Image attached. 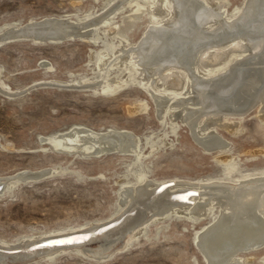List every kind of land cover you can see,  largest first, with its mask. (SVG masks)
<instances>
[{
	"label": "rangeland",
	"instance_id": "1",
	"mask_svg": "<svg viewBox=\"0 0 264 264\" xmlns=\"http://www.w3.org/2000/svg\"><path fill=\"white\" fill-rule=\"evenodd\" d=\"M104 1L0 0V29L31 25L32 30H37L39 24L53 19L65 26L76 16L92 12L96 19L120 0L103 11ZM224 1L227 16L234 17L245 0ZM124 11L126 16L131 9ZM147 24L143 16L122 29L129 43L140 38ZM88 31H76L62 41L48 37L37 40L34 35L0 39V264H205L196 238L202 227L214 219L216 209H211L208 218L194 227L191 220L182 218L186 214L182 210L177 212L178 217L173 215L165 221L163 215L154 218L147 214L143 224L152 220L157 224L149 225L144 234L136 230L127 247V240L109 245L94 232L78 246L81 253L62 249L64 253L52 259H47L52 252L17 256L24 252L15 247L29 241L59 232L88 230L115 219L118 206L125 204L126 199L118 198V194L123 195L127 189L120 185L130 170H144L150 181H173L174 185L224 178L225 171L231 168L237 172L264 170V121L256 113L257 108L239 120L235 135L223 128L213 129L219 146L228 147L233 159V163L222 166L214 161L218 152L204 153L195 143L198 130L191 133L180 123L186 113L179 103L169 104L167 116L160 120L157 116L163 112L155 110L157 106L149 95L136 85L128 84L111 95L101 91L113 85L112 80L104 84L100 79L84 85L72 82V86L71 80L93 77L90 61L106 49L100 42L86 44ZM99 34L103 36L101 31ZM124 56L125 52H119L107 66L119 67ZM141 105L146 106L145 110ZM74 129L98 136L124 131L133 141L140 139V165L128 167L134 161V144L120 152L108 149L88 157L80 150L79 155L74 154L76 151L56 152L46 141L50 135L64 137ZM209 134L207 131L204 135ZM41 171L47 175L28 180L44 175ZM202 190L208 193L207 188ZM10 248L15 249L9 252ZM263 258L264 248L253 253L254 264H263Z\"/></svg>",
	"mask_w": 264,
	"mask_h": 264
},
{
	"label": "bare ground",
	"instance_id": "2",
	"mask_svg": "<svg viewBox=\"0 0 264 264\" xmlns=\"http://www.w3.org/2000/svg\"><path fill=\"white\" fill-rule=\"evenodd\" d=\"M116 1L105 0L102 10H108ZM114 5L104 14H98L96 19L92 12L76 16L65 26L53 19L38 23L37 30H32L31 25L12 30L6 27L5 31L0 29V39L34 35L37 40L48 37L60 41L76 31L89 30L86 44L100 42L106 49L96 60L90 61L92 78L82 77L71 83L84 85L100 79L104 84L112 80L113 85L110 83L111 86L108 84L109 87L101 91L109 95L128 84L136 85L149 95L157 106L155 110L163 112L157 116L160 120L167 116L165 110L169 104L179 103L178 107L186 113L179 121L190 132L198 130L194 141L203 152H218L214 161L222 166L233 163L228 147L219 146L213 129L223 128L235 135L239 132V120L255 108L260 120L264 121V0H245L234 17L227 16L229 11L224 0H120ZM126 8L131 11L125 16ZM143 16L148 24L140 38L129 43L122 29L136 24ZM117 18L120 21H116ZM113 43H117V47H113ZM119 52H125L123 63L119 67L107 66ZM140 108L145 110L146 106ZM207 131L211 134L205 136ZM46 141L56 152L76 151L74 154L79 155L77 150H80L88 157L108 149L120 152L134 144L131 153L134 161L131 160L128 167L140 165V139L133 141L124 131L98 136L74 129L64 137L57 133L50 135ZM226 171L224 178L180 181L182 184L174 185L173 181H150L144 170H130L120 185L128 190H123V195L118 194V198L122 196L126 200L123 206H118L115 219L95 224L88 230L59 232L29 241L15 247L24 252L17 256L52 252L47 254V259H52L53 255L64 253L62 249L81 253L78 246L82 243L28 250L46 239L78 233H88L79 241L88 240L98 232L109 245L124 239L127 247L134 240L132 235L136 230L144 234L149 225L157 224L153 220L143 224L147 214L154 218L163 215L162 221H165L182 210L186 213L182 218L191 220L190 225L194 227L208 218L211 209H216L214 219L202 227L196 238V247L205 264H254L253 253L264 248V170L237 172L231 168ZM129 175L132 179H128ZM203 188H207L208 193ZM262 260L264 264V258Z\"/></svg>",
	"mask_w": 264,
	"mask_h": 264
},
{
	"label": "water",
	"instance_id": "3",
	"mask_svg": "<svg viewBox=\"0 0 264 264\" xmlns=\"http://www.w3.org/2000/svg\"><path fill=\"white\" fill-rule=\"evenodd\" d=\"M47 174L44 175H40L36 178L33 179H28V180H38L44 176H46ZM27 180V179H26ZM25 181V180H23ZM1 191V188H0ZM88 235V233H78V234H72V235H66V236H60V237H53L50 239H46L44 241H41L35 245H32L28 248L29 251L31 250H37V249H41V248H53V247H58V246H63V245H72V244H79V243H83L87 240H81L79 241V238L82 239V237H86ZM62 241V242H61ZM17 253V252H16Z\"/></svg>",
	"mask_w": 264,
	"mask_h": 264
}]
</instances>
